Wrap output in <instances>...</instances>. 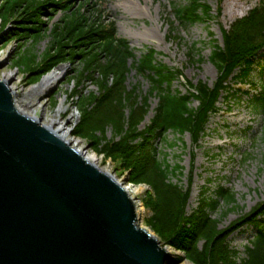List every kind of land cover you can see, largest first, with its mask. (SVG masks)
<instances>
[{
    "label": "rangeland",
    "instance_id": "1",
    "mask_svg": "<svg viewBox=\"0 0 264 264\" xmlns=\"http://www.w3.org/2000/svg\"><path fill=\"white\" fill-rule=\"evenodd\" d=\"M42 1L49 3L48 0ZM188 1L71 0V3H74V9H80L75 11L73 19L76 22L89 17L95 20L97 13L101 12L102 22L115 26L117 36L128 41L137 58L148 49H155L160 53L158 61L183 70V77L176 79L172 88L185 93L189 82L194 85L206 82L213 86L218 80L219 70L210 60L216 42L224 47L225 35L235 33L238 45L251 33L252 26L256 30L264 27V16L252 14L261 6L263 11L264 0H201L210 8V20L183 24L177 20L172 6L186 5ZM3 5L4 0H0V10ZM54 9L49 3L47 10L36 13L44 26L61 25L66 19L63 9ZM22 15L25 11L16 9L9 21L0 20V64H5L0 68V78L10 76V87L19 92V100L31 98L34 101L35 107L26 112L48 125L57 116L64 100L66 111L60 116L62 121L67 122L75 115L68 140L87 156H93L101 169L113 174L124 186L132 185L131 195L143 210L140 223L156 235L163 246H167L171 253L168 264H213L215 255L223 258L228 250L218 243L219 234L231 230L226 241L228 248L239 251V257L244 258L245 248L257 232L254 224L260 218L257 215V219H253L257 213L250 214L264 203V113L253 104L258 91L264 88V47L254 55L251 77L246 82L230 83V92L234 96L228 100L219 98V111L210 118L206 135L195 143L190 133L180 137L170 131L158 136L161 128L154 123V117L159 100L153 94L150 80L137 74L131 58L125 64L124 58L116 54L98 52L90 58L89 64L83 65L78 57L74 62L58 64L51 70L67 67L46 93H30L42 79L32 84L27 72L14 64V56L24 40L20 44L12 41L2 46L4 33L10 27L19 26L22 22L15 24L14 20ZM256 43L245 46H255ZM49 45L50 38L43 39L35 45L36 54L42 56ZM191 45H196L195 58L200 56L201 61L189 60ZM85 50L86 47L74 49L80 56ZM40 62L45 63L43 58ZM122 76L125 77L123 85L115 86ZM253 83L257 86H251ZM122 87L127 97L137 96L133 101L137 106L149 99L148 111L142 114L139 110L133 122L143 132H148L150 127L149 133L154 131V136L147 135L141 145L129 140L128 145H124L125 153L117 151L109 155L106 145L120 142V134L132 125L129 110H122L117 102L118 90ZM83 92H96L100 97L85 115L77 108L78 97ZM109 93L111 98L103 100ZM28 94L27 100L24 99ZM192 105L197 107L198 102ZM163 160L172 167L177 164L183 167L181 173L169 177L176 188L166 187L154 171L155 161ZM220 187L233 193L235 200L228 202L219 198L217 191ZM203 195L219 201L216 209H209L213 221L208 223L209 226L205 224L204 214L197 213L198 217H194ZM164 206H169L175 216L183 220L182 229H177L171 238H167L159 223H154L153 210ZM153 223L155 225L151 226ZM180 237L183 241H178Z\"/></svg>",
    "mask_w": 264,
    "mask_h": 264
},
{
    "label": "water",
    "instance_id": "2",
    "mask_svg": "<svg viewBox=\"0 0 264 264\" xmlns=\"http://www.w3.org/2000/svg\"><path fill=\"white\" fill-rule=\"evenodd\" d=\"M10 84L0 78V264H168L124 184L22 112Z\"/></svg>",
    "mask_w": 264,
    "mask_h": 264
},
{
    "label": "trees",
    "instance_id": "3",
    "mask_svg": "<svg viewBox=\"0 0 264 264\" xmlns=\"http://www.w3.org/2000/svg\"><path fill=\"white\" fill-rule=\"evenodd\" d=\"M48 2L55 7L54 11L63 9V12L66 13L67 17L63 19L61 25L46 27L41 22L40 15L36 14L42 13V9L44 11L47 10V5L49 4L47 2L44 3L42 0H4V5L0 10V20L2 22L9 21L16 9H23L25 11L24 16L22 15L21 18L14 20L15 24L22 23L19 26L10 27L2 37L4 40L2 46L4 47L12 41L20 44L19 42L24 40L19 45V49L14 56L16 67L27 72L28 77L32 81L31 83L35 84L56 65L68 61L74 62L78 57H81L83 65L89 64L90 58L98 52L106 53L107 55L116 54L118 57L124 58L125 64L126 60L131 58L133 60V68L137 74L143 75L150 80L154 87L153 94L159 100L154 117V123L161 128V135L159 134V137L170 131L177 133L180 137L190 133L195 143L200 142L207 133L210 118L214 113L219 111L217 106L219 98L225 97V100H228L234 96V93L230 92V83L232 81H248L251 77L253 63L255 62L254 55L264 47V27L256 30L252 26L251 33L245 36V39L242 38L241 44L238 45L236 41L238 36L235 37V33L226 34L224 38L225 46H219L216 42L210 56L211 62L219 70L220 75L218 80L213 86H209L206 82H199L198 85L189 82L186 92L183 93L172 88L174 81L183 77V70L170 67L158 61L157 56L160 53L155 49H148L140 58H137L132 48L128 45V41L117 36L115 26H107L102 22L101 12L97 13L98 16L95 20H90L89 17L76 22L73 19L75 11H80V9H74V3H71V0H48ZM261 7L256 8L254 10L255 13L252 14H262L264 16V7L263 11ZM172 11L175 13L177 20L183 24L208 22L210 20L209 17H211L210 8L203 4L201 0H189L186 5L173 4ZM247 20L248 18L246 19V23L248 22ZM47 37L50 38L49 47L42 56L37 55L35 45ZM255 42H257L255 46H245L246 44L252 45ZM27 43L30 44L29 47L26 46ZM76 47H86V50L82 53L83 56L74 51ZM67 49L72 51L69 52ZM195 49L196 45L189 47L188 54L191 61L201 59L200 56L198 59L195 58ZM242 51L246 53L244 54ZM42 58L45 63L40 62ZM124 79L125 77L122 76L119 82L118 80L116 81L115 86L119 85V83L121 85ZM251 85L256 84L253 83ZM118 94L117 102L122 110H129L132 125L131 128L125 129L120 134V142L116 141L108 144V146L106 145L109 155L117 151L125 153L126 148L124 145H128L129 140L136 141V144L141 145L147 135L154 136V131L149 133L150 127L148 128V132H143V130L137 129L133 122L139 110L142 114L146 110L148 111L149 99H146L141 106H137V104L133 103L134 99H137L136 95L127 97L123 87L118 90ZM151 94L149 93V96ZM110 98L111 94L109 93L103 100ZM99 99L100 97L96 92H89V94L83 92L78 97L77 108L82 115H85L90 108L95 106ZM195 101L198 102L197 107L192 105ZM253 104L254 107H257L258 110L264 113V88L255 96ZM122 146L124 149H122ZM153 168L157 177L160 178L166 187H177L170 182L169 177L175 173H181L183 167L180 164L172 167L165 160L161 162L155 161ZM217 194L219 198H224L228 202L235 200L234 194L224 187H220ZM218 204L219 201L217 199L213 200L203 195L199 203L200 208L194 217H198L197 213L204 214L205 224L209 226L208 223L213 222L210 218L209 209H216ZM153 213L155 214L154 223L160 224V228L166 231L167 238H171V235L177 229H182L183 220L175 216L169 206L156 208L155 211L153 210ZM250 215H254L253 219H257V215L260 218L258 223L254 224V227L257 229L256 235L245 248L246 256L240 258L239 251L228 248L226 241L229 240L233 231L231 230L227 233L219 234L218 243L225 245L228 250H226L223 258L215 255L213 264H264V203ZM154 223L151 226H154ZM178 241L183 240L180 237Z\"/></svg>",
    "mask_w": 264,
    "mask_h": 264
},
{
    "label": "bare ground",
    "instance_id": "4",
    "mask_svg": "<svg viewBox=\"0 0 264 264\" xmlns=\"http://www.w3.org/2000/svg\"><path fill=\"white\" fill-rule=\"evenodd\" d=\"M67 67L62 66L59 68H56L53 71H50L48 74H46L42 80L31 89L32 94H43L46 93L54 84H56L61 76V73L63 71H66ZM10 76L6 75L3 77V79L5 80H9ZM12 91L15 94V101H16V105L17 107L24 113L28 114L26 111H28L29 109H32L35 107L34 101L30 98L27 100V96H24V99H26L27 101L24 100H19L18 97H20L19 92L15 90L11 87ZM66 111L65 106H64V100L62 101V103L60 104V108L57 112V116L53 119H51V121L49 122L48 126L52 127L54 130H56L67 142H69L72 145V140H68V136L71 134L72 130H73V120L75 118V115L71 116L69 121L65 122L62 121L61 119V115L62 113H64ZM29 115V114H28ZM32 116V115H29ZM32 117H37V116H32ZM38 119H40L39 117H37ZM47 125V124H46ZM73 147H76L74 145H72ZM77 148V147H76ZM81 151V153H83V155L88 158L91 162L96 164L95 158L93 156H87L85 154V152L80 149L77 148ZM126 187V186H125ZM126 189L128 190V193L131 195V190L132 189V185L131 186H127ZM132 196V195H131ZM143 214V210L142 208H140L138 206V215L142 217Z\"/></svg>",
    "mask_w": 264,
    "mask_h": 264
}]
</instances>
